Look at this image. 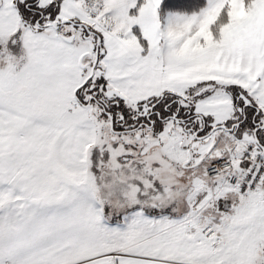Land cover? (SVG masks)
Masks as SVG:
<instances>
[{
    "label": "snow or ice",
    "instance_id": "snow-or-ice-1",
    "mask_svg": "<svg viewBox=\"0 0 264 264\" xmlns=\"http://www.w3.org/2000/svg\"><path fill=\"white\" fill-rule=\"evenodd\" d=\"M0 264H264V0H0Z\"/></svg>",
    "mask_w": 264,
    "mask_h": 264
}]
</instances>
